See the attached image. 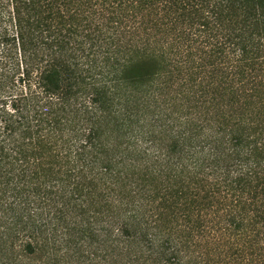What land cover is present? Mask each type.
I'll list each match as a JSON object with an SVG mask.
<instances>
[{"label": "trees", "instance_id": "trees-1", "mask_svg": "<svg viewBox=\"0 0 264 264\" xmlns=\"http://www.w3.org/2000/svg\"><path fill=\"white\" fill-rule=\"evenodd\" d=\"M0 264H264V0H0Z\"/></svg>", "mask_w": 264, "mask_h": 264}]
</instances>
